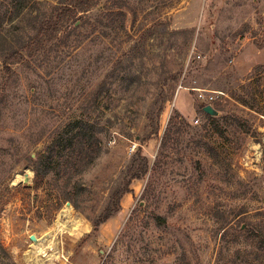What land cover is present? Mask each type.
<instances>
[{
    "label": "rangeland",
    "instance_id": "1",
    "mask_svg": "<svg viewBox=\"0 0 264 264\" xmlns=\"http://www.w3.org/2000/svg\"><path fill=\"white\" fill-rule=\"evenodd\" d=\"M1 4L0 264H264V0H99L42 45L76 0Z\"/></svg>",
    "mask_w": 264,
    "mask_h": 264
},
{
    "label": "trees",
    "instance_id": "2",
    "mask_svg": "<svg viewBox=\"0 0 264 264\" xmlns=\"http://www.w3.org/2000/svg\"><path fill=\"white\" fill-rule=\"evenodd\" d=\"M99 0H76V4L73 7H70L69 5L62 6L61 8H57L56 14L52 15V18L49 20H46L44 24H42L37 32L36 37L32 41L33 44L35 45H42L44 42H47L48 40H52L64 27V22L70 19L75 15L76 12H79L80 9H90L92 8ZM18 6L17 9L14 10L15 16L18 17L19 14L22 12V7H23V0H17ZM4 4H1L0 9L3 7ZM2 26V23H0V27ZM45 41L43 42V40ZM6 60V58H5ZM203 107L205 105L203 104ZM202 107V108H203ZM208 117L211 120H214L215 117H211L208 115ZM181 118V121L184 122V119L178 115L175 114L174 117H172L169 121V127L165 132L164 138H163V143H162V149L165 150L168 147V143L170 142L169 139L172 136L173 133V128H175V125H178L177 120ZM78 128V132L71 138H69L68 142H66L67 148H72L73 146H76L78 150V156L79 158L82 157V151L84 146L86 144L89 145L88 149L86 150L88 153L87 157V164L86 166L89 167L91 164L95 162V160L98 158L100 155V148L98 144L96 143V130L92 126H89L86 124L83 126L82 122H77L75 125ZM84 131V132H83ZM176 133V131L174 132ZM63 145V143L58 142L56 144V147H59ZM72 154V153H70ZM82 160V159H81ZM149 165L145 162L142 165V169L136 173H133L130 179V182H128L125 186V188L116 191L103 212L102 215L94 222V231L98 232L99 228L101 225L107 223L110 219L115 217L121 210V205L120 202L122 198L130 193L129 187L130 184L133 180H141L143 179L147 173H148ZM84 170L82 169L80 172H83Z\"/></svg>",
    "mask_w": 264,
    "mask_h": 264
},
{
    "label": "bare ground",
    "instance_id": "3",
    "mask_svg": "<svg viewBox=\"0 0 264 264\" xmlns=\"http://www.w3.org/2000/svg\"><path fill=\"white\" fill-rule=\"evenodd\" d=\"M71 211V210H70ZM67 213H69V212H67ZM72 213V212H71ZM65 216V215H64ZM73 217V216H72ZM65 226H64V224H62V223H59L58 224V226H57V232H61V231H64L66 228H64ZM77 232V231H76ZM51 241V240H50ZM44 243V242H43ZM55 246V245H54ZM48 249H51V244H47V245H38L37 246V248L35 249V252H30L29 254H28V256H29V260H31V261H33V262H35V263H37V264H42V262L41 261H36V259H38L37 258V256H40V255H42L43 256V254H45L46 252H47V250Z\"/></svg>",
    "mask_w": 264,
    "mask_h": 264
},
{
    "label": "water",
    "instance_id": "4",
    "mask_svg": "<svg viewBox=\"0 0 264 264\" xmlns=\"http://www.w3.org/2000/svg\"><path fill=\"white\" fill-rule=\"evenodd\" d=\"M204 113L211 116V117H216L218 116L219 112H217L213 106L211 105H208V106H205L204 107ZM67 209L70 210L71 209V204L68 203L67 204ZM31 241L34 243V244H38L40 241L35 237V236H31Z\"/></svg>",
    "mask_w": 264,
    "mask_h": 264
},
{
    "label": "built area",
    "instance_id": "5",
    "mask_svg": "<svg viewBox=\"0 0 264 264\" xmlns=\"http://www.w3.org/2000/svg\"><path fill=\"white\" fill-rule=\"evenodd\" d=\"M180 89H183V87H181Z\"/></svg>",
    "mask_w": 264,
    "mask_h": 264
}]
</instances>
